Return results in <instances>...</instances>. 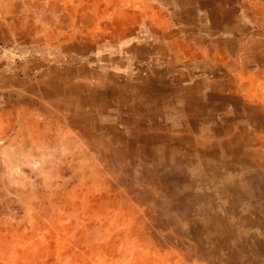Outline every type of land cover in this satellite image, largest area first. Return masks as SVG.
<instances>
[{"label":"rangeland","instance_id":"1","mask_svg":"<svg viewBox=\"0 0 264 264\" xmlns=\"http://www.w3.org/2000/svg\"><path fill=\"white\" fill-rule=\"evenodd\" d=\"M24 1L0 0V264H41V246L54 264H264L263 243L239 234L225 245L205 221L220 211L211 179L226 169L264 194V162L222 154L237 144L232 131L264 141V94L247 93L264 76V31L240 0ZM66 7L77 18L64 24ZM44 8L58 19L50 36L37 33ZM12 19L32 31L12 33ZM249 49L258 67L242 81L232 60ZM205 63L222 78L204 76ZM137 237L150 259L146 243L132 248Z\"/></svg>","mask_w":264,"mask_h":264},{"label":"bare ground","instance_id":"2","mask_svg":"<svg viewBox=\"0 0 264 264\" xmlns=\"http://www.w3.org/2000/svg\"><path fill=\"white\" fill-rule=\"evenodd\" d=\"M240 5H241V9L243 10V14H245V17L247 20H249V23H252L254 27L256 28H260L261 30L264 31V0H253V1H246V0H240ZM80 7V6H79ZM146 7V6H145ZM56 13L54 17H59L58 13L60 6L58 5L56 7ZM65 9H67V16L61 21L64 22V24L66 22H69L70 16H73L74 18H77V14H76V10L75 8H70V7H66ZM79 9V8H78ZM241 10V11H242ZM46 9L44 8L43 10H40L41 13H45ZM74 11V12H72ZM150 11V10H149ZM124 13V12H122ZM121 13H119L116 16V22H119L121 19L117 18L120 16ZM151 14V13H150ZM46 15V14H45ZM121 17V16H120ZM72 18V17H71ZM60 20V19H59ZM118 20V21H117ZM78 21H82L85 22L86 24V28L83 31H88L89 30V22H91L92 20L90 18L87 17H82V19L80 18ZM239 22V20H238ZM256 23V24H255ZM241 25V24H240ZM92 28V26H91ZM94 29V28H93ZM92 30V29H91ZM154 30V29H153ZM71 31V30H70ZM82 31V32H83ZM81 32V33H82ZM176 32V31H175ZM209 35L213 36L214 32H207ZM206 33V34H207ZM257 34H263V32L259 31L257 32ZM255 35V34H254ZM260 36V35H259ZM72 37V36H71ZM87 37V36H86ZM89 37V36H88ZM169 37V36H168ZM217 38V37H216ZM100 39V37H99ZM172 39V38H171ZM174 39V38H173ZM221 39V38H220ZM97 40V39H96ZM174 42V41H173ZM172 42V43H173ZM187 42V40H186ZM234 42V41H233ZM264 43V42H263ZM230 44V43H229ZM175 45V44H174ZM210 45H215L217 46L216 49V54L219 56V58H223L226 59L228 57V54L226 51H224L223 49L220 48L221 46V41L217 40V39H213V42L210 43ZM263 46V45H262ZM182 47V46H181ZM180 47V48H181ZM227 48V47H226ZM180 50V49H179ZM251 49L248 50V53L244 56L243 58V63H238L237 62V58L235 59H231L233 64L237 63L242 71H241V75L240 77L242 78V81L244 80H249L250 81V75L248 73V69L247 66L249 63H251V58L250 54L251 53ZM228 52L230 54L233 55V51L228 50ZM238 54V53H237ZM234 56V55H233ZM238 56V55H237ZM240 56H238L239 58ZM209 59V58H208ZM212 59V58H210ZM202 60V59H201ZM205 60V59H204ZM230 60V59H228ZM208 61V60H207ZM211 61V60H209ZM224 62V61H223ZM222 63V62H221ZM224 64V63H223ZM217 65V63H216ZM215 65V66H216ZM237 65V66H238ZM250 65V64H249ZM255 65V64H254ZM234 66V65H233ZM257 68L258 66L255 65ZM264 67V66H263ZM233 68V67H232ZM237 68V67H236ZM238 69V68H237ZM251 69V68H250ZM260 72H263L264 70H259ZM257 74V73H256ZM261 75V73H259ZM234 75V74H233ZM251 82L249 84L250 89L247 90V93L249 95H253L256 94L257 96H261L264 94V76L263 78H254L251 77ZM138 79V78H137ZM230 80V79H229ZM240 81V80H239ZM165 83V82H164ZM169 84V83H168ZM202 84V83H201ZM182 86V85H181ZM194 86V85H193ZM188 89V88H187ZM191 89V88H190ZM194 89V88H193ZM123 91V90H122ZM243 91V90H241ZM223 93V92H222ZM92 94V93H91ZM107 94V93H106ZM189 94V93H188ZM235 94V93H234ZM214 96V95H213ZM110 97V96H109ZM125 97V96H124ZM204 98V97H203ZM206 98V97H205ZM208 99V98H207ZM256 101V99H255ZM258 101V100H257ZM261 101V100H260ZM263 103V102H262ZM249 106V105H248ZM196 108H198V105L195 106ZM225 107V106H224ZM184 108V107H183ZM182 108V109H183ZM246 109V108H245ZM158 110V109H157ZM253 111V110H252ZM251 112V111H250ZM203 113V112H202ZM242 113V112H241ZM230 115V114H229ZM262 115V114H261ZM240 120V119H239ZM244 120V119H243ZM242 120V121H243ZM261 120L263 121L264 119H260L259 122H261ZM190 122V121H189ZM199 122V121H198ZM222 123V122H221ZM253 123V120H252ZM249 128V127H248ZM200 129V128H199ZM193 130V129H192ZM234 130V129H232ZM212 131V130H211ZM209 132V131H208ZM235 131H232L229 137V142L234 141L235 138V142H237V144L235 146H232V144H230V148H232V150H226L224 152H222L223 155L228 156L229 159H238V158H244L247 159L249 162H252V158H256L257 160L261 161V163L264 162V141H262L263 137H255L256 134L251 135L250 137H242V136H237L236 133H234ZM210 134V133H209ZM180 135V134H179ZM259 135V134H258ZM255 137V138H254ZM214 139V138H213ZM103 146V145H102ZM217 151V150H216ZM157 153V152H156ZM233 153V154H232ZM222 155V156H223ZM225 158V157H224ZM183 159V158H182ZM226 159V158H225ZM224 159V160H225ZM202 166V165H201ZM173 168V167H172ZM225 171H227L224 175L221 176H213V180L211 179L212 182H216L215 185H212L213 190L215 192V194L217 195V197L220 199V211L215 215V217H207L205 219V221L207 222H211V221H215L216 223L213 224L214 227L217 228L214 229L215 233H213L214 235H216L217 237H221V243L228 245L226 239L228 238H232V236H236L239 234H243L245 235L252 243L253 246L255 245H262L264 246V240L261 241L259 239L260 235H264V194H260V195H255L253 193H251L247 187L242 184V182L236 180V177L231 173L228 172V170L226 169ZM211 173V172H210ZM174 182V181H173ZM258 183V182H257ZM259 184V183H258ZM254 188V187H253ZM263 193V192H262ZM106 196V195H105ZM104 196V197H105ZM117 197V196H116ZM184 197V196H183ZM204 197V196H203ZM119 199H115L118 202V206L120 209H128L130 208V197L127 195H120V197H118ZM215 198V195L213 197V199ZM104 199V198H103ZM113 198H109L108 202H114ZM212 199V200H213ZM212 200L209 201L207 203L208 206H210L212 204ZM94 201V200H92ZM103 201V200H102ZM97 202H100L99 199ZM105 202V201H104ZM202 203V202H201ZM105 204V203H104ZM108 204V203H107ZM98 206V205H97ZM103 208V206H100V208ZM129 211V210H128ZM30 214V213H29ZM198 214V213H197ZM122 215V214H121ZM32 215H28V217H31ZM195 217V216H194ZM221 219L224 220L222 221L223 223L221 224V221H217V219ZM26 221V220H25ZM138 223V222H137ZM200 223H201V218H200ZM11 225V224H10ZM139 225V224H138ZM234 225H247L249 229L253 230L254 233H249V232H244L242 229H237L234 230ZM141 226V225H140ZM137 228V227H136ZM221 228L222 231L219 229ZM135 229V228H134ZM199 229V227H198ZM3 233V232H2ZM210 233V232H209ZM55 232L50 230H47V232L44 234V236H42L41 238H39V241L41 244H43V242L48 239V241H50V239L55 238ZM231 236V237H230ZM237 237V236H236ZM58 238V237H57ZM218 239V238H217ZM56 241V240H55ZM237 241V240H236ZM34 242V241H33ZM32 242V243H33ZM146 243V255L148 256V259L151 258V247H150V242L148 240L147 237H142V239H140L139 237H137V239H135L134 241L131 242L132 244V248L142 244V243ZM14 243V242H13ZM6 244V243H5ZM8 244V243H7ZM29 244V243H27ZM236 244V243H235ZM44 245V244H43ZM91 245V244H90ZM233 245V244H232ZM60 246V245H59ZM140 246V245H139ZM75 247V246H74ZM143 247V246H142ZM57 248V247H56ZM59 248V247H58ZM70 248V247H69ZM138 248V247H137ZM11 249V248H10ZM9 249V250H10ZM243 249V248H242ZM52 250V248H51ZM58 250V249H57ZM140 250V249H139ZM12 251V250H11ZM70 251V250H69ZM86 252V250H84ZM83 251V252H84ZM136 251V250H135ZM31 252V251H30ZM57 252V251H56ZM59 252V251H58ZM129 252V251H128ZM140 252V251H139ZM220 252V251H219ZM3 253V252H2ZM37 253V252H36ZM52 253V254H51ZM62 253V252H61ZM71 253V251H70ZM80 253V252H79ZM133 253V252H132ZM137 253V252H136ZM228 253V252H227ZM243 253V252H242ZM259 253V248H254L250 251L249 253V257L252 259L256 258L258 256ZM31 254V253H30ZM59 254V253H58ZM78 254V253H77ZM84 254V253H83ZM88 255V254H87ZM94 255V254H93ZM129 254H125L123 256H126ZM132 255V254H131ZM246 255V254H245ZM244 255V256H245ZM19 256V255H18ZM17 256V257H18ZM36 256V254L34 255L33 253L30 255V259L34 258ZM91 256V255H90ZM130 256V255H129ZM229 256V255H228ZM58 257V256H57ZM221 257V256H220ZM242 257V256H241ZM12 258V257H11ZM37 259H39V261L41 262V264H54L55 261V254L51 251H48V248L41 246V248L39 249L37 256ZM129 258V257H128ZM153 258V257H152ZM243 258V257H242ZM258 258V257H257ZM8 259V257H7ZM27 259V258H26ZM3 260V259H2ZM11 260V259H10ZM15 260V259H14ZM127 260V259H126ZM137 260V259H136ZM261 260V258H260ZM4 261V260H3ZM20 261V260H19ZM18 261V262H19ZM142 262V261H141ZM150 262V261H149ZM148 262V264H150ZM7 263V262H6ZM38 262H35L33 264H37ZM133 263V262H132ZM14 264V263H13ZM128 264V263H127ZM131 264V263H130ZM146 264V263H144Z\"/></svg>","mask_w":264,"mask_h":264},{"label":"crops","instance_id":"3","mask_svg":"<svg viewBox=\"0 0 264 264\" xmlns=\"http://www.w3.org/2000/svg\"><path fill=\"white\" fill-rule=\"evenodd\" d=\"M45 3H58V2H55L54 0H51V1L47 2V0H46V1L41 2V3H36V1L30 0V1H28L26 3L24 1V4L29 5V6L30 5H35V4H45ZM0 9H2V8H0ZM10 11H12V9H10ZM52 15H53V13L51 11H50V13H47V11H45V13H42L41 20H43L44 23L40 25V29H39V27L37 28V31H38L37 33H46L47 36H50V35L53 34V33H51L52 29H51V27H48V24L51 21L54 22V23H56V21H58V19H55ZM59 21H61V19ZM6 28L9 29V30H11L12 33H17L18 31L23 32V31H28V30L29 31H32V29L30 28V26L23 25V24L21 25L20 24V21L17 20V19L10 20V22H9V24H8V26ZM54 28L56 29L55 25H54ZM249 64H248V66H250V67L247 66V69L250 70L251 72H253V70L255 68V65L253 63H249ZM237 65L238 64L235 63V68L234 69L236 71L239 70V69H241V67L239 65L238 66ZM212 67L213 66L205 63V66L202 67L204 76L205 75L207 77L211 76V77H214V79H220V78H222V69L220 67H218V68H216V67L215 68H212ZM218 82H219V84H223L222 81H218ZM201 83H204L206 85H211V84L218 85V83L214 84V83L209 82L208 79H206V77L205 78H201ZM212 94H216V92H211L210 95H212Z\"/></svg>","mask_w":264,"mask_h":264}]
</instances>
